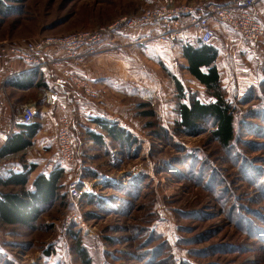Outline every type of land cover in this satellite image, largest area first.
Segmentation results:
<instances>
[{"label": "rangeland", "instance_id": "374dc122", "mask_svg": "<svg viewBox=\"0 0 264 264\" xmlns=\"http://www.w3.org/2000/svg\"><path fill=\"white\" fill-rule=\"evenodd\" d=\"M174 1L195 5L199 0ZM163 2L0 0L5 6L0 48L5 56L15 45L98 33ZM152 31L114 32L94 53L85 46L83 61L72 64L113 77L109 86L101 77L89 83L95 97L65 86L92 109L102 110L103 119L126 130L134 139L132 147L119 144L89 119L80 124L73 118V164L59 159L58 145L50 141L53 131L36 136L22 152L0 157L4 179L31 164L37 168L29 184L39 172L66 171L60 197L44 206L32 227L0 225V264H84L78 240L93 264H264V39L252 45L229 29L220 30L214 40L222 84L236 116L235 140L223 148L209 124L190 131L180 127L181 101L190 95L204 102L214 98L187 70L184 43H170L179 47L170 56V44L159 42ZM49 48L63 51L58 59L65 57L63 46L52 43ZM176 79L184 85L185 100L178 96ZM4 91L17 104H40L43 92L39 87ZM26 107L35 108L28 104L19 111L14 105L7 116L3 108V128ZM93 131L103 135L102 145L89 136ZM41 139L50 146L40 147ZM75 179L83 188L79 200L69 196ZM0 191L19 192L20 187L0 186Z\"/></svg>", "mask_w": 264, "mask_h": 264}, {"label": "trees", "instance_id": "16d2710c", "mask_svg": "<svg viewBox=\"0 0 264 264\" xmlns=\"http://www.w3.org/2000/svg\"><path fill=\"white\" fill-rule=\"evenodd\" d=\"M2 8V9H1ZM5 6L0 5V15L5 14ZM219 49L213 43L196 44L187 42L183 45V56L186 59V68L192 76L205 85L208 93L214 98L210 102H204L196 95H190L189 101H181L178 109L181 117L179 125L186 130L197 129L201 125H211L214 139L223 148L231 146L236 137V116L233 104L227 97V92L222 84L221 70L217 64L219 59ZM35 80L30 78H17L8 84L27 89L41 87L45 83L39 80L34 85ZM178 96L180 99H187L185 88L179 79H176ZM246 97V96H245ZM244 99V98H243ZM264 100V97H263ZM264 113V109L262 111ZM103 129L107 136L119 142V144L132 147L134 139L126 130L111 124L109 120L101 116L92 118ZM81 124V123H80ZM40 123L35 121L31 125H17L19 128L13 131L9 139L0 148V157H7L17 154L29 148L40 130ZM77 128V133H81ZM92 131V130H91ZM89 136L96 143L103 144L104 137L97 132H89ZM37 165L26 166L20 172H11L7 178H0V186L20 187L19 192L0 191V225L32 227L42 215L44 206L50 204L61 195V180L66 173L62 167H55L50 172H39L36 178L30 183L31 173ZM31 185V187L29 186ZM85 197L89 195H84ZM76 236L75 233H73ZM77 237V236H76ZM75 237V238H76ZM77 252L81 255L84 264H93L88 251L79 243ZM46 255L51 256V250H45Z\"/></svg>", "mask_w": 264, "mask_h": 264}, {"label": "built area", "instance_id": "2783aa9c", "mask_svg": "<svg viewBox=\"0 0 264 264\" xmlns=\"http://www.w3.org/2000/svg\"><path fill=\"white\" fill-rule=\"evenodd\" d=\"M262 1L231 0L226 3H215L202 12L196 5H176L174 0H164L162 5L151 7L136 16L124 17L98 33H78L64 40L15 45L9 49V54L18 57L26 66L42 70L57 86L69 85L73 89L82 91L85 97L93 98L96 94L90 88L89 81L63 66L64 59L73 64L82 62L85 57L82 51L87 48L85 46L89 45L91 48L89 53H94L98 44L105 41L112 33L141 27L153 29L156 39L164 44L184 42L187 35L192 32L198 34L200 44H210L217 36L213 21L229 27L250 44L259 45L264 39V20L260 11ZM52 43L65 48L63 59H46V48ZM3 54L0 48V58ZM62 110L57 132L59 158L64 163L73 164L76 159L73 115L67 106H63ZM36 115L35 108L26 107L16 118L23 125H31ZM82 194L80 180H73L69 184V196L79 200Z\"/></svg>", "mask_w": 264, "mask_h": 264}, {"label": "crops", "instance_id": "0c3cea01", "mask_svg": "<svg viewBox=\"0 0 264 264\" xmlns=\"http://www.w3.org/2000/svg\"><path fill=\"white\" fill-rule=\"evenodd\" d=\"M229 1L231 0H199L195 2L194 4L197 5L199 9L203 12V11H206L211 5L215 3H226ZM260 11H261V16L264 20V0L260 4ZM212 24L215 27L217 34L221 32L220 30L228 31L230 29L229 27L217 21H213ZM198 41H199L198 34L192 32L187 35V38L183 43L185 44L187 42H191V43H196L199 45L200 43ZM212 43L214 44V41ZM173 44H170L169 48H167L168 55L170 56H172L174 49H177V48L179 49V47ZM181 54H182L183 59H185L183 56V46L181 47ZM45 55L49 59L55 58V57L61 58V56H63V51L61 49L58 50V49L49 48L46 50ZM63 66L67 70L75 71L78 74L79 73L84 74L87 78H89L88 81L91 85L93 84V82L97 84L98 82H96L97 81L96 79L101 77L100 81H102V84L109 86L108 84L109 80L111 78L113 79V77H109L108 74H102L100 76L98 75L95 76L93 72L88 70L90 68H87L84 70L80 67H76L70 62H65ZM114 75L117 77H120L123 74L121 75L114 74ZM18 77L19 78L23 77V79L30 78V80L31 79L35 80L36 83L39 80H41L43 83H45L43 86L39 87L40 89L43 90V92H41L42 97L40 99V102H41L40 104L34 101L33 102H21L20 104H17L14 101L16 99L12 100L9 98L8 94L5 93L4 89H6L7 87L16 88V87L9 85L8 83L16 80ZM36 83H34V85ZM17 89H20V88H17ZM29 89L30 88L20 89V90L25 92V91H29ZM86 102L87 101L85 99L80 98L73 93L67 92L65 87H60L54 84L52 79L48 78L43 73L42 70L34 69L29 66H26L18 57L14 55H5L0 58V120L3 119V108H4V114H6L7 116L8 111L10 109H13L14 105L18 109L19 107H22L23 105H28V104L34 105L37 110V117H38L37 122H39L41 125L40 130H39L40 133H38L37 136L41 134L44 135V133L46 132L49 133L53 131V133L50 135L51 137L50 141L55 140L57 144L58 124H59L60 115L63 112L62 110L63 106H67L70 113L73 115V118L79 120L80 123H82L81 121L84 122L86 119L87 120L89 119L90 121H92L91 117L95 118L97 116H102L103 114L102 110L96 111L92 109V107H90ZM11 112L12 111H10V113ZM85 116L86 118H84ZM17 125H22V124L17 121L16 117H12V115L8 120L7 126H4L5 129L3 128L1 121H0V146H3L5 144V142L9 139V136L11 135L13 131H16L19 129L17 128ZM46 141L47 140L45 139H41V142H39L40 147L50 146V145H46L45 143ZM20 171L22 170L20 169L14 170V172H20ZM10 173L11 172H9L8 175Z\"/></svg>", "mask_w": 264, "mask_h": 264}]
</instances>
